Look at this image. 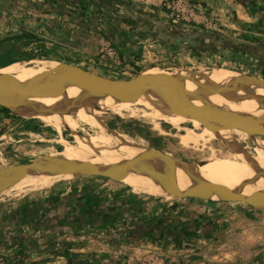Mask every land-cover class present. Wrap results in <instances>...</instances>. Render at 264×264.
Here are the masks:
<instances>
[{"label":"rangeland","instance_id":"1","mask_svg":"<svg viewBox=\"0 0 264 264\" xmlns=\"http://www.w3.org/2000/svg\"><path fill=\"white\" fill-rule=\"evenodd\" d=\"M35 1L37 0H0V69L6 68L10 70L11 66L16 70L26 67H44L52 68L57 72L53 68V63H61L63 68L79 67L84 71L90 72L92 63L88 62L82 65L76 61L63 60L68 56L65 55V49L61 48L62 45L58 44L52 49L51 41L38 34V19L22 25L24 21L20 19L21 17L16 16L25 9L28 12L38 13V3L33 6ZM132 1L147 11H153L160 19L176 21L184 29L216 31L225 35L238 36L253 42L264 43V0ZM26 4L31 5L26 7ZM190 5L191 8H194V5H201L205 10L203 16L195 19L187 11L185 13L181 11V9L188 8ZM86 8L88 13H85V16L89 18L96 8H93V6H87ZM10 23H12L13 27L10 26ZM20 26H24L25 28L22 31L29 32L34 38L26 41L15 39V35L21 32ZM70 28L76 30L75 34L77 35L88 34L93 42L98 44V47L93 51L95 52L93 55L95 58H97V53L100 49L109 43L118 50L119 58L117 61H114L115 58L109 60V63L117 66V68L110 69L98 63L94 64L101 67L102 71L106 73L102 75L108 77L125 79L134 77L136 74L132 68L136 63H139L141 67L137 73L146 68H155L156 70L169 69L200 77H213L214 74L219 73L218 77H221L220 72L218 70L215 71V69H226V66L223 65L224 60L220 58L224 57V54L216 53L213 57L207 58L193 53L178 51V53L174 54L176 59L172 60V62L167 57L165 60L166 64H158L153 61L155 60L154 52L156 50L151 49L149 44H154L157 48L166 47L169 51H171V48L154 41L153 38L141 40L138 48L134 51H128L122 50L120 45L111 42L104 33L95 29H83L78 26ZM60 36L62 37L63 35ZM224 52L230 54L227 50ZM233 60H240L250 64L256 60V57L243 53L241 56L236 55ZM208 66L211 67L210 70L207 68ZM245 69L248 70L250 68L245 67ZM252 71L254 75L259 76V72ZM121 104H124L125 107L118 109ZM147 109L146 107L130 106L128 103L115 101L104 105L100 108V112L97 113L93 106L88 119L95 120L99 127L92 126L83 120H77V127L71 128L63 122L60 126L61 131H56V134L49 136L58 138L59 142L42 140L35 144L27 136L15 140L16 144L14 147L7 146L3 149L0 145V152L3 153H0V167L23 163L40 155H59L64 150L63 143L65 141L79 144L82 142L81 138L87 134L94 137L104 134L107 140H103H110L109 142L113 147H116V150H118L117 142L130 147H149L162 152L172 159L178 158L182 162L206 161L212 156L213 152L220 154L223 159L238 158L217 139H213L205 146L183 145L180 137L188 128L193 127V121L188 119L182 121L164 116L155 119L149 117L153 111ZM235 133L249 150L264 160V151L260 149L254 140L249 136L240 138V131ZM6 152H8V155H6ZM9 152L11 153L9 154ZM1 157H3V160H1ZM31 179L35 180V182L27 180L21 184V187L16 185L13 188L9 187L0 190L1 202L6 206L5 209L9 210L10 206L15 207L26 198L37 200L40 197L51 195L53 192H69L73 188L77 190L86 189L94 193H107L136 208L145 205L152 206L154 203L157 207L163 208L164 204L172 203L182 208V210L197 211V213L202 215L219 218L222 223L228 226L219 233L213 232V235L199 236L192 242V249L188 252L209 248L211 251L208 256V264H261L264 260V207L256 206L252 200L245 198L238 201L213 202L190 197L159 196L152 194L150 191H145L143 188L138 189L127 182L100 175L83 176L71 180L45 176ZM40 179L48 180V184L42 183L38 185ZM66 238H69L66 242L69 243V247L74 249V252L91 248L94 252H96V249H101L106 250L107 254H115L121 251L125 252V250L129 251L130 249L126 248L131 246L129 243L118 241V239L108 238V236L100 232L79 235L69 232L61 237L59 241ZM150 241L157 244L166 243L158 239ZM56 256V254L52 256L44 255L40 259V264H67L66 261L55 263L57 262Z\"/></svg>","mask_w":264,"mask_h":264},{"label":"water","instance_id":"2","mask_svg":"<svg viewBox=\"0 0 264 264\" xmlns=\"http://www.w3.org/2000/svg\"><path fill=\"white\" fill-rule=\"evenodd\" d=\"M221 43L232 46L254 42L226 36ZM70 68L78 69L81 75L56 80L53 77L55 71L44 67H26L0 74V106L22 117L42 118L54 112H71L82 105L91 111L96 103L126 100L164 117L188 116L201 123L214 139L245 162L249 173L231 184L204 181L195 174L176 169L174 159L158 150L132 146L140 148L142 154L103 150L89 160L77 163L60 155L45 154L23 163L2 166L0 190L30 177L71 180L89 175L127 182L159 196L213 202L242 200L253 189H264V160L247 149L235 133H245L264 151V114L240 109L222 98L225 92L240 93L249 88L264 90V78L244 72L201 78L169 69L146 68L125 79L84 71L79 67ZM145 165L156 167L162 175L141 172L140 168Z\"/></svg>","mask_w":264,"mask_h":264},{"label":"flooded vegetation","instance_id":"3","mask_svg":"<svg viewBox=\"0 0 264 264\" xmlns=\"http://www.w3.org/2000/svg\"><path fill=\"white\" fill-rule=\"evenodd\" d=\"M96 3L103 15L86 21L117 45L132 46L140 40L153 38L170 47L174 54L182 51L210 58L220 53L233 59L236 55L248 53L256 60L248 64L246 68L250 69H245L244 73L253 74L252 70H255L264 78V43L227 46L221 41L229 35L184 29L176 21L160 19L129 0H96ZM71 4L68 5L71 17L87 9L84 5L74 7ZM70 200L77 202L69 206ZM216 224L215 219L194 215L142 217L134 206L113 195L73 188L62 199L48 197L31 208L18 207L0 220V264H40L42 255L56 253L67 254V264H95V259L72 251L66 242L69 238L57 242L51 240V236L69 232L77 235L100 232L129 244L153 239L175 243L210 234L218 227ZM46 235H50L49 239L45 238ZM121 256L122 253L114 256L102 253L97 257L106 264H122Z\"/></svg>","mask_w":264,"mask_h":264},{"label":"crops","instance_id":"4","mask_svg":"<svg viewBox=\"0 0 264 264\" xmlns=\"http://www.w3.org/2000/svg\"><path fill=\"white\" fill-rule=\"evenodd\" d=\"M129 1L133 2L132 0ZM36 3H38V13L33 11L28 12L25 9L16 16V17L18 16L21 17L20 19L24 21L22 25H25L26 22H31L34 19H38L37 22L38 34L48 38L51 41L50 44L52 49L55 46H58V44L62 45L61 48L65 49L66 51L65 55L68 56L66 57V59L63 60H69L72 62L76 61L82 65L90 62L92 63L90 65V71L103 74L104 72L102 71V68L97 65H94L96 63H95V57L93 56L95 52L93 51H95V49L98 47V44L94 43L91 36L89 37L88 34L85 33H83L82 35L75 34L76 30H73V28L70 27L78 26L83 29H95V28H93L90 25V23L86 21L88 18H86L85 13H82L76 17H71L68 14V12H70V8L68 7V5L69 3H72L71 5L74 7H76V5L78 4L80 6L82 5L86 7L93 6V8H96V10L93 11L92 16L89 17L91 19H93V17H98L100 15H103V13H101V11L99 10L96 0H37L33 4V6H36ZM29 5L31 4H26V7H29ZM138 6L142 8L140 5ZM78 20L85 21L86 24L85 23L83 24ZM10 26L13 27L12 23H10ZM24 28H25L24 26H20V31L24 30ZM97 31L102 32L101 30H97ZM60 35L63 36L61 37ZM140 42L141 40L132 46L122 45L120 46V48L122 50L134 51L136 48L139 47L138 44H140ZM46 121L47 120H44L43 118L22 117L17 115L16 113H12L7 110H4L0 106V141H1L0 145L3 147V149L6 148L7 146L14 147V145L16 144L14 142L15 140L27 136L35 144L38 141H42V140H47V141L55 140L56 142H59L60 140L58 138H51L49 136L56 134V131H61L60 127ZM7 153L8 152H6V155H8ZM10 153L11 152H9V154ZM1 160H3V157H1ZM67 194L68 192H53L51 195L40 197L37 200H33L32 198H26L23 201L19 202L15 207L10 206L9 210L5 209L6 206H4V203L1 202L2 199L0 198V220L3 219L9 213L15 211L18 207L31 208L48 197L62 199ZM76 202L77 200L76 201L70 200L68 201V204L70 206ZM134 208L135 211L139 213V215L142 217L159 218L165 215L169 217L170 216L175 217L177 215L182 214V215H190V216L194 215L196 217L204 218V219L206 218L215 219V221H217L216 226H218L219 229H217L216 227L217 230L214 229L210 233L212 235L213 232L219 233L222 231V229L228 227L225 223H222L219 218L217 219L214 216L202 215L201 213L200 214L197 213V211L182 210V208H179L178 206H176V204H172V203L164 204L163 208L157 207L155 203L152 206L145 205V206H141L140 208H136V207ZM64 235H66V233H64L63 235L60 234V235L51 236L52 237L51 240L57 242ZM48 237H50V235L45 236V238ZM198 237L199 236L193 238L189 242H186L187 244H189V247L188 246L184 247L183 246L184 243L179 244V243L169 242L165 244H157L151 241H142L139 243L131 244L129 248H126V249H130L129 251L125 250V252L121 251L118 253L119 254L122 253L121 256L122 264H208L209 261L208 256H209V252L211 251L209 248L204 250L202 249L195 250V252L193 251L188 252L192 249V242ZM75 252L81 255L91 257L92 259H95L96 260L95 264H106L102 261V258L97 257L102 253L107 254L108 252L106 250L96 249V252H94V250L92 251L91 248H89L88 250L85 251L77 250ZM48 255L52 256L53 254H48ZM110 255L114 256L115 254H110ZM56 259L57 262L55 263H60L63 261H66L68 263V260L65 256L57 255Z\"/></svg>","mask_w":264,"mask_h":264},{"label":"bare ground","instance_id":"5","mask_svg":"<svg viewBox=\"0 0 264 264\" xmlns=\"http://www.w3.org/2000/svg\"><path fill=\"white\" fill-rule=\"evenodd\" d=\"M53 68L58 70L57 72L53 73V77L56 80H61L65 78H73V77H77L81 75L78 69L70 68V67L63 68L61 63H55V64L53 63ZM217 70L220 72L221 77H225V76H228L234 73L225 68L215 69V71ZM13 71H17V70L14 69V67L12 66L10 67V70L6 68H2L0 69V74L13 72ZM218 76H219V73L213 75V77H218ZM201 78H205V77H201ZM222 98L226 103L233 105L235 107H238L240 109L264 114V90L263 89L249 88L245 90L244 92H240V93L225 92L222 94ZM117 101L128 103L130 104V106H138L126 100H117ZM112 102H115V101L96 103L94 104V110L97 113H99L101 107H103L104 105L108 103H112ZM124 107L125 105L121 104L118 109H121ZM90 114H91L90 109L82 105L76 110L71 111V112H54L42 118L47 120L50 123H53L54 125H57L58 127H60L61 124L64 122L71 128H76L77 120H83L92 126L99 127V124L95 120L88 119ZM160 116L162 115L153 111L152 115L149 117L158 119ZM171 118H175L177 120H182V121H186L187 119L193 121V127L188 128L186 132L183 133L180 137L181 143L183 145L185 146H191V145L205 146L209 142L213 141L214 137L205 130V128L203 127L201 123L191 119L188 116L181 117V118H177V117H171ZM240 138H247V135L241 132ZM103 139L107 140L104 134L97 135V137L87 134L86 136H83L81 138L82 142L79 144H72V143H68L65 141L63 143L64 150H62L59 153V155L69 162L77 163V162H84V161L89 160L90 158L98 154L100 151L116 149V147H113L112 144L109 142L110 140L104 141ZM117 144H118L117 149L122 152L129 153L132 155L142 154L141 149L130 147L120 142L119 143L117 142ZM263 144H264V140H263ZM260 149L262 150V148ZM173 166L180 171L195 174L204 181H211V182H215L219 184H231V183L237 182L238 180H240L241 178H243L245 175L249 173L246 163L241 161L239 158L223 159L221 158L220 154H217L215 152H213L212 156L208 158L206 161L182 162L178 158H174ZM140 171L143 173L162 175L158 171V169L152 165H145L140 168ZM31 178L33 177L24 179L23 181L19 182L16 185H19L21 187V184L26 182L27 180H33ZM33 182H35V180H33ZM47 182L48 180L46 179H43V180L40 179V182L39 183L37 182V183L38 185H40L42 183H47ZM16 185L11 186V187L13 188ZM137 188L141 189L139 187ZM145 191H149V190L145 189ZM246 199L252 200L253 202L257 204L264 206V189H261V188L253 189L246 196Z\"/></svg>","mask_w":264,"mask_h":264},{"label":"built area","instance_id":"6","mask_svg":"<svg viewBox=\"0 0 264 264\" xmlns=\"http://www.w3.org/2000/svg\"><path fill=\"white\" fill-rule=\"evenodd\" d=\"M180 4V2H179ZM197 8V9H196ZM183 13L186 11L189 13L191 17H202L203 14L205 13V10L201 5H194V8H191V5L188 6V8H183L181 9ZM84 13H88V9H85ZM92 16V15H90ZM89 16V17H90ZM151 49H154V54H155V60L154 62L158 64H166L165 60L168 57L170 58L171 62L172 60H175L176 57H174V53L172 51H169L166 47H161L157 48L154 44H149ZM115 58V59H114ZM119 58V52L117 49L111 46V44H107L106 46L102 47L100 51L97 53V58H95V63H98L104 67L113 69L117 68V66L113 65L112 63H109L110 59H114L116 62L117 59ZM222 60H224L223 65L226 66L227 70H230L232 72H240L243 71L245 72V67L248 66L249 63L242 62L240 60H233V59H228L224 57H220ZM97 59V61H96ZM140 64L136 63L135 66H133L132 70L135 74H137V71L141 69ZM209 70L211 69L210 66L207 67Z\"/></svg>","mask_w":264,"mask_h":264},{"label":"trees","instance_id":"7","mask_svg":"<svg viewBox=\"0 0 264 264\" xmlns=\"http://www.w3.org/2000/svg\"><path fill=\"white\" fill-rule=\"evenodd\" d=\"M32 38H34L33 37V35L32 34H30L29 32H25V31H21L20 33H18V34H16L15 35V39H18V40H23V41H26L27 39H32ZM1 108L2 109H4V110H7V111H9V112H12V113H14L13 111H11V110H9L8 108H6V107H2L1 106ZM157 217H155V219H156ZM219 227H217V229H218ZM205 236H208V234L207 235H205ZM166 243H169V242H166ZM175 243H179V244H183V246L184 247H189V244H187L186 242H175ZM56 255H61V256H65L66 258H68V255L67 254H65V253H56Z\"/></svg>","mask_w":264,"mask_h":264}]
</instances>
